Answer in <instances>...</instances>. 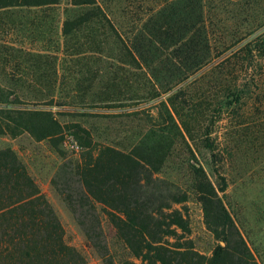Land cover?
Segmentation results:
<instances>
[{"label":"rangeland","instance_id":"374dc122","mask_svg":"<svg viewBox=\"0 0 264 264\" xmlns=\"http://www.w3.org/2000/svg\"><path fill=\"white\" fill-rule=\"evenodd\" d=\"M163 1L96 0V6L126 36L135 33ZM206 4V23L214 50L221 52L242 39L251 40L264 33V0H206ZM91 8L60 0L51 6L0 9V101L13 100L14 109L50 111L60 125L59 135L39 142L37 138L51 129L32 125L27 119L23 123L27 131L0 135V151L10 149L25 166L54 210L65 243L87 264H146L130 258L105 207L97 202L90 206L82 199L83 188L73 170L86 150L73 134L82 129L91 134L94 144L109 143L127 149L137 142L148 122H161V101L182 88L197 106L193 112L182 113L190 118L187 128L192 136L176 142L161 171L187 194L185 202L163 211L177 212L184 228H175V235L164 240L171 246L192 247L204 257H210L217 244L206 227L202 204L191 188L188 162L195 164V157L216 189L221 185L220 178L225 179L227 188L224 193L217 191L218 196L258 264H264V108L247 111L246 121L255 134L247 145L237 149L235 136H228L237 126L225 116L208 125L211 119L215 121L214 106L205 105L209 103L207 98L205 104H200L204 101L202 93L211 99L217 96L215 74L202 70L173 91L157 96L158 87L149 80L147 70L130 64L128 57L123 59L108 27L100 31L102 16ZM250 32L252 35L247 37ZM242 45H235L232 52ZM117 59L125 60V64ZM126 77L131 80L129 87ZM114 79L117 88L111 89ZM108 96L119 100L115 106L122 107L111 109L107 103L89 101ZM207 130L212 131L208 138L204 136ZM65 135L73 136L79 146L77 152L65 147ZM210 143L213 152L207 148Z\"/></svg>","mask_w":264,"mask_h":264},{"label":"trees","instance_id":"16d2710c","mask_svg":"<svg viewBox=\"0 0 264 264\" xmlns=\"http://www.w3.org/2000/svg\"><path fill=\"white\" fill-rule=\"evenodd\" d=\"M59 1L4 0L0 2V9L51 6ZM72 5L92 7L93 13L102 16L100 31L108 27L109 36L120 47L123 59L128 57L130 64L147 70L149 80L158 87L157 96L173 91L202 70L215 74L217 96L211 99L207 93H202L200 97H204L200 104H205L207 98L209 103L205 105L214 106L215 121L211 119L208 125L222 121L225 116L231 125L237 126L228 132V136H235L236 148L248 144L255 131L249 127L246 113L252 108H264V33L232 46L228 43V47L219 52L211 46L206 0H164L157 9L151 10L152 15L135 33L126 36H122L96 6V0H72ZM242 42L243 45L232 52L234 46ZM116 61L125 64L122 62L125 60ZM129 81L126 77L128 87ZM116 88L114 79L111 89ZM111 97L90 98L89 101L107 103L111 109L122 107L115 106L119 100ZM192 101L182 88L161 101L164 108L161 122H148L137 142L127 149L109 143L94 144L89 132L77 129L73 135L86 150L73 170L83 188L81 197L90 206L97 202L105 207L104 212L130 258L146 264H258L223 199L218 196L217 191L224 193L227 188L225 179L220 178L221 185L216 189L195 157V164L188 162L191 188L202 204L206 227L217 244L211 256L204 257L192 247L171 246L164 240L175 235V228H184L177 212L163 211L185 202L187 194L176 180L165 178L161 169L176 142H184L185 137L192 136L187 128L190 118L182 114L194 111L197 106ZM14 104L13 100L0 101V135L27 131L29 128L23 124L27 119L32 125L51 129L37 138L39 142L59 135L60 125L50 111L14 109ZM211 134L212 131L207 130L204 136L208 138ZM207 148L214 150L212 143L207 144ZM0 264H87L65 243L64 231L54 210L10 149L0 151ZM125 264L136 263L126 261Z\"/></svg>","mask_w":264,"mask_h":264},{"label":"built area","instance_id":"2783aa9c","mask_svg":"<svg viewBox=\"0 0 264 264\" xmlns=\"http://www.w3.org/2000/svg\"><path fill=\"white\" fill-rule=\"evenodd\" d=\"M64 145L67 149L70 151H75L77 152L79 149V146L77 145V142L71 135H65L64 136Z\"/></svg>","mask_w":264,"mask_h":264}]
</instances>
